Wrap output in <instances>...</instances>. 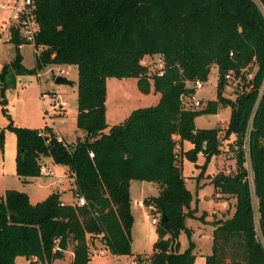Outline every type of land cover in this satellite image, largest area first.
Masks as SVG:
<instances>
[{"label":"trees","instance_id":"16d2710c","mask_svg":"<svg viewBox=\"0 0 264 264\" xmlns=\"http://www.w3.org/2000/svg\"><path fill=\"white\" fill-rule=\"evenodd\" d=\"M33 1L38 22L34 43L40 51L34 65L26 68L14 49L1 66L0 95L14 75L48 64H74L75 126L82 137L64 143L47 126L39 128L45 132L39 136L38 128L16 126L6 114L4 129L15 138V174L25 183L39 175V157H49L72 173V189L85 204H61L56 191L30 203L25 192L6 189L0 196V264H16L17 256L28 264H50L69 245L70 264H87L88 238L95 235L111 253L131 254V180L152 182L157 188L156 195L142 199L159 215L151 252L142 264H193L194 244L184 223L193 217L192 196L172 136L192 144L182 154L194 160L201 153L205 164L220 153V131L225 139L233 137L235 171L218 172L210 182L216 192L234 198V204L230 216L212 222L204 264H264V0ZM144 55L159 56L160 67L149 73L141 62ZM211 66L216 69L215 98L197 109L183 107L180 97L193 92L187 83L205 82ZM107 77L135 78L137 89L158 92V101L107 125ZM230 80L239 83L233 99L222 94ZM0 104L4 112L3 99ZM219 106L230 108L223 128L195 127V117L215 113ZM2 133L3 128L0 149ZM244 141L251 182L243 166ZM255 222L259 239L254 237ZM180 232L187 238L181 251ZM139 256L133 257L134 264Z\"/></svg>","mask_w":264,"mask_h":264},{"label":"rangeland","instance_id":"374dc122","mask_svg":"<svg viewBox=\"0 0 264 264\" xmlns=\"http://www.w3.org/2000/svg\"><path fill=\"white\" fill-rule=\"evenodd\" d=\"M2 1L5 0H0V2ZM6 13V9L0 8V29L1 19ZM2 46L3 48L0 49L1 66L3 63L9 61L15 53L11 44L4 43ZM35 46L37 50L35 54H38L40 46L36 44ZM6 48L8 51L7 53H4ZM19 54H21V63L23 66L31 68L34 65V52L30 43L22 44ZM141 62L147 66L148 72L151 73L160 63V58L157 55H144ZM58 68L66 71V73H60L59 75L65 77L67 80H71L73 84L70 85L67 83L54 82L53 74ZM50 70H52L53 73H51ZM215 81L216 69L211 66L207 80L202 82V87L195 92L196 97L201 100L200 103L203 104L206 100L215 98ZM237 83V80H230L223 89V96L233 99L238 91ZM187 84L190 85L191 83ZM75 86L76 66L74 64H48L32 73L14 75L12 83L4 89L2 95H0V99L4 100V112L2 111V105L0 104V129L3 128L2 149H0V182L2 178H5L6 182H8L7 185H13V180L16 178L13 162L15 139L14 134L11 131L4 129L5 124L7 123L6 114L9 116L12 124L16 126L35 129L47 126L54 134L56 132V136L61 135V137H63V142L68 143L74 141L76 137H78L77 135L81 134V131L75 126ZM156 93L157 92H153L152 89H150L148 93H141L136 87V79L132 77H107L105 79L104 101L105 123H108V125L118 123L126 118L131 110L154 105L157 101ZM180 98L183 100V107H187L186 98H182V96ZM58 104H62L61 108L63 109V113L60 116L57 115V111L53 108L54 105ZM228 113V106H219L215 113L201 114L197 116L194 123L198 127L216 126L223 128L226 124L228 118H226V116H228ZM61 119H64L65 123H60ZM222 135L223 133L220 131L218 133V138L220 139V150H222V152H220L217 162L216 158L211 157L205 164H203L204 158L199 154L196 155L194 160H190L185 154L181 153V147L179 149L176 145L175 148L176 155L180 161L181 173L188 176V179L186 181L184 180L185 186L192 196L190 210H192L193 217L185 218L184 223L185 226L190 229V240L196 243V246L192 250L194 254L193 264H203V256L206 253H210V226L212 225V222L216 219H223L230 216L233 211L234 198L232 197L223 196L215 190L213 195L217 193L219 196H210L209 199L204 198V195L211 194V186L207 185V182L211 184L210 180L213 175L218 172L228 174L235 171L234 153L231 150L234 143L233 141L230 142L232 136L225 139ZM173 139L177 141L176 138ZM186 146L188 145L183 144V149L186 148ZM60 167L62 166L58 164L52 165V171L54 174L46 177L40 176L37 180L40 185H36L34 180L27 184H22L17 180L15 187H17V189L28 190L33 198L43 197V195L49 190L48 187L50 186L46 185L45 181L50 182L51 188L66 189L67 184L65 179L61 182L54 181V176L60 175L64 177V174L60 172ZM212 173L214 174L211 175ZM189 176H192V178H189ZM201 178H210V180L203 182L202 185H205L199 188L197 184L201 181ZM156 191V186L152 182L132 180L130 187V204L132 205L136 199L142 200L145 197L155 195L157 193ZM69 195V191L66 190L63 197L68 200L70 197ZM196 195L197 199L194 198ZM222 201H225L226 204L220 205ZM131 208L134 215L130 230L131 254L116 255L105 250L102 252L101 256L91 257L88 264H131V259L137 254L140 255V261L136 264L143 263L144 257H147L151 252V243L155 239L154 225L151 224L149 220L142 217L141 209L135 206ZM207 215L210 216V221L205 220ZM196 227L205 229L203 236L198 235L199 231L196 230ZM191 229H194V231L191 232ZM92 239H94L91 241L92 246L88 249L90 253L95 251V249L97 250L98 247L101 249L103 248L102 243L100 242L101 240H99L98 237H92ZM178 241L179 250L186 247L187 238L184 232L179 233ZM15 261L16 264H27L25 259L20 256L17 257ZM53 264L66 263L63 260H54Z\"/></svg>","mask_w":264,"mask_h":264},{"label":"built area","instance_id":"2783aa9c","mask_svg":"<svg viewBox=\"0 0 264 264\" xmlns=\"http://www.w3.org/2000/svg\"><path fill=\"white\" fill-rule=\"evenodd\" d=\"M0 8L6 9L7 13L3 16L1 19V29H0V44L3 43H9L13 46L14 49L19 50L24 43H30L33 48L34 55L36 53V46L34 43V37L35 34L38 31V22L36 19V11H35V4L33 0H5L0 2ZM17 36L19 38V41L14 43L13 37ZM158 68L160 67V64L157 65ZM1 70V65H0ZM51 73L52 70H50ZM60 73H66V71H63L62 69L58 68L54 72V78L59 75ZM37 74V73H36ZM38 75V74H37ZM225 78L230 79L231 77L226 74ZM193 92L190 93L186 98L187 101V107L197 108L200 106V99L196 97L195 92L197 89H200L202 87V82L196 80L191 83ZM264 88H261V91H263ZM182 98H184L182 96ZM62 104L54 105L53 108L57 111V115L60 116L62 112ZM62 124L65 122L64 119H61L60 121ZM45 132L43 129H39L37 132V135L42 136ZM172 138H176L175 135L172 136ZM58 141H61L60 138H56ZM176 145L173 148L174 153ZM243 157L244 162L243 166L246 169L247 172V180L251 182V168L249 164V160L247 158L246 153V142H243ZM234 150L236 149V146L233 145ZM236 151V150H235ZM89 157H92V152H88ZM39 175L43 176H51L53 171L50 168L45 167L44 165L39 166ZM56 178V176H54ZM254 200V199H253ZM62 200H60V203L62 204ZM72 203L77 206H82L85 204V199L82 195L74 192L72 197ZM134 204L140 208L143 209L142 217L146 220H149L151 224H156V222L159 219V215H156L153 213L154 207L151 203H145L143 200H137L134 202ZM224 203L223 205H225ZM255 209V207H254ZM257 212L254 210V218L256 221ZM255 234L254 237L259 239V231L256 226L255 222ZM102 251L95 250L92 253L88 252L89 257H99L101 256Z\"/></svg>","mask_w":264,"mask_h":264},{"label":"crops","instance_id":"0c3cea01","mask_svg":"<svg viewBox=\"0 0 264 264\" xmlns=\"http://www.w3.org/2000/svg\"><path fill=\"white\" fill-rule=\"evenodd\" d=\"M4 44V43H3ZM12 46V45H11ZM1 48H3V46H2V44H0V49ZM12 48H13V46H12ZM13 50H14V48H13ZM20 50V49H19ZM19 50H18V52H19ZM3 51V50H2ZM7 48L5 49V51H4V53H7ZM21 55V54H20ZM12 58V57H11ZM10 58V59H11ZM9 59V60H10ZM8 62V61H7ZM6 62V63H7ZM4 64V63H3ZM76 89V88H75ZM155 94V93H154ZM158 98H159V93L157 92L156 93V100L158 101ZM156 101V102H157ZM155 102V103H156ZM229 111H230V108H229ZM228 116H229V113L227 114ZM228 116H226V118L228 117ZM196 118V117H195ZM195 118H194V120H195ZM125 119V118H124ZM124 119H122V121L124 120ZM228 119V118H227ZM61 121V120H60ZM65 121V120H64ZM122 121H119L118 123H120V122H122ZM61 123V122H60ZM65 123V122H64ZM107 125H108V123H106ZM115 124V123H114ZM111 125V124H110ZM194 125H195V127L196 128H209V127H198V126H196V124L194 123ZM55 134H56V132H55ZM54 134V135H55ZM56 136V135H55ZM78 137H82V132H81V134L80 135H77ZM175 137H176V139H177V136L175 135ZM56 138H60L61 139V141L63 142V137H61V135H57L56 136ZM15 139V138H14ZM231 141H233V137L230 139V142ZM70 142H73V141H70ZM70 142H68V143H70ZM65 143V142H64ZM219 143H220V140H219ZM177 146H178V148L180 149V147H181V151H185V150H187V149H189V148H191L192 147V144H190L189 142H187V141H182V142H179L178 140H177ZM183 144H186V145H188V146H186V148H184L183 149ZM219 149H220V145H219ZM220 152H222V150H220ZM200 156H202L201 155V153H198ZM14 155H15V152H14ZM220 155V153L218 154V155H215V156H212V157H214V158H216V162H217V159H218V156ZM14 157V156H13ZM14 159V158H13ZM13 162H14V160H13ZM38 162H39V164L40 165H44L45 167H47V168H50L51 170H52V165H54V163H52L51 162V160H50V158L49 157H45V156H40L39 157V159H38ZM42 164H41V163ZM216 164V163H215ZM61 169H60V172H62L63 174H64V177H62V176H56V178H54V181H56V182H61L63 179H65V181H66V184H67V186H66V189H60V188H51V184H50V182H47V181H45L46 182V185H48V186H50V187H48V191L43 195V197H39V198H33V197H31V193H29V191L28 190H24V189H17V187H15L16 185H15V183H16V181L18 180L19 182H20V180H19V178L16 176V174H15V170H14V174H15V177L16 178H14V180H13V185H7L8 184V182H6V180H5V178H2V180H1V182H0V196H2L3 195V193H4V191L6 190V189H16V190H19V191H22V192H25L26 194H27V197H28V200H29V202L30 203H34V202H37V201H40V200H42L49 192H51V191H56V192H58L59 193V200H62L64 203H72V197H73V193H74V191H73V175H72V173H70L68 170H67V168L66 167H60ZM215 173V172H214ZM214 173H212L211 175H213ZM210 175V176H211ZM40 176H43V175H38V176H36V177H32V178H29L28 179V181L27 182H25V183H22V182H20V183H22V184H27V183H29V182H31L32 180H34L35 181V184L36 185H40V183H39V181H37L38 180V178L40 177ZM184 176V180L186 181L187 179H188V176H185V175H183ZM209 176V175H208ZM2 177H4V176H2ZM46 177V176H45ZM189 178H192V176H189ZM200 180V179H199ZM210 180V178H205V179H202L201 178V181H199L198 182V187L199 188H201V187H203L204 185H202V183L203 182H205V181H209ZM131 184H132V180L129 182V197H130V187H131ZM207 185H209V186H211V194L210 195H204V198L205 199H209L210 198V196H214V197H216V195H218L219 196V194H217V193H215L214 195H213V193H214V188H213V186L210 184V183H208L207 182ZM156 186V185H155ZM198 188V189H199ZM157 189V188H156ZM197 189V190H198ZM66 190L67 191H69V196L71 197H69V199L68 200H66L63 196H64V194H65V192H66ZM157 192V191H156ZM156 195V194H155ZM152 196H154V195H152ZM194 198L195 199H197V195L196 196H194ZM138 199H136L135 201H137ZM224 203H226L225 201H222L221 203H220V205H223ZM137 207V208H139V209H141L142 210V214H143V209L142 208H140V207H138V206H136L134 203L131 205L130 204V213H131V215H132V218H133V212H132V208L131 207ZM207 217H208V219H207ZM207 217L205 218V220L207 221H210L209 220V218H210V216L209 215H207ZM213 217V216H212ZM210 226V225H209ZM211 228H210V239H211V231H212V229H213V226L211 225L210 226ZM196 230L197 231H199V233H198V235L199 236H203L204 235V230L205 229H200V228H198V227H196ZM194 231V229H191V232H193ZM155 234V233H154ZM156 236V235H155ZM92 237H98L99 238V240H100V235H95V236H91V237H89L88 238V247H89V249H90V247L92 246V244H91V241H93L94 239H92ZM101 243H102V246H103V248L101 249V248H99L98 247V249L97 250H100V251H105V250H108L107 248H106V246L103 244V242L102 241H100ZM193 242V241H192ZM193 244H194V247L196 246V243L195 242H193ZM95 245H96V242H95ZM184 249V248H183ZM96 250V249H95ZM193 250V249H192ZM181 251V250H180ZM193 253V252H192ZM205 255H207V253L205 254ZM204 255V256H205ZM204 256H203V264H204ZM17 257H19V256H17ZM17 257H15V260H16V258ZM21 257V256H20ZM71 259H72V250H71V245H69L68 247H67V249L63 252V257L61 258V259H54V260H63L66 264H70L71 263ZM133 259L134 258H132L131 259V264H134V261H133ZM54 260H52L51 261V263L50 264H53L54 263ZM26 261V263L28 264V261L27 260H25ZM15 263H16V261H15ZM88 264V263H87Z\"/></svg>","mask_w":264,"mask_h":264},{"label":"water","instance_id":"95a60500","mask_svg":"<svg viewBox=\"0 0 264 264\" xmlns=\"http://www.w3.org/2000/svg\"><path fill=\"white\" fill-rule=\"evenodd\" d=\"M66 80L67 79L65 77H63V76H56L54 78V82H56V83H65ZM125 126H126V123L123 124V127H125ZM160 219H161V221L164 220V215L163 214L160 215Z\"/></svg>","mask_w":264,"mask_h":264}]
</instances>
